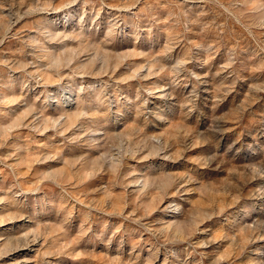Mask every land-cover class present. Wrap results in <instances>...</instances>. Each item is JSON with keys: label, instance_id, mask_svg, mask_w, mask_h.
I'll return each mask as SVG.
<instances>
[{"label": "rangeland", "instance_id": "obj_1", "mask_svg": "<svg viewBox=\"0 0 264 264\" xmlns=\"http://www.w3.org/2000/svg\"><path fill=\"white\" fill-rule=\"evenodd\" d=\"M0 264H264V0H0Z\"/></svg>", "mask_w": 264, "mask_h": 264}, {"label": "bare ground", "instance_id": "obj_2", "mask_svg": "<svg viewBox=\"0 0 264 264\" xmlns=\"http://www.w3.org/2000/svg\"><path fill=\"white\" fill-rule=\"evenodd\" d=\"M203 81V80H202ZM206 82V81H205ZM56 101V100H55ZM60 118V117H59ZM171 203V202H170ZM174 210V209H173ZM172 213V212H171ZM174 216V215H173ZM173 218V217H172ZM172 221V220H171ZM19 225V224H18ZM13 226V225H12ZM15 227V226H14ZM17 227V226H16ZM6 229V227H5ZM9 229V228H8ZM2 230V229H1ZM10 230V229H9ZM3 234V233H2ZM5 234V233H4ZM35 243V242H34ZM27 244V243H26ZM262 247V246H261ZM27 249V248H26ZM20 250V249H19ZM44 262V261H43ZM52 262V261H51ZM47 263V262H46Z\"/></svg>", "mask_w": 264, "mask_h": 264}]
</instances>
